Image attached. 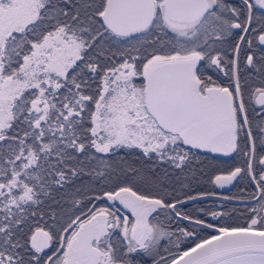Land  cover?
I'll use <instances>...</instances> for the list:
<instances>
[{
  "label": "snow or ice",
  "instance_id": "6c2138e0",
  "mask_svg": "<svg viewBox=\"0 0 264 264\" xmlns=\"http://www.w3.org/2000/svg\"><path fill=\"white\" fill-rule=\"evenodd\" d=\"M0 264H264V0H0Z\"/></svg>",
  "mask_w": 264,
  "mask_h": 264
},
{
  "label": "water",
  "instance_id": "95a60500",
  "mask_svg": "<svg viewBox=\"0 0 264 264\" xmlns=\"http://www.w3.org/2000/svg\"><path fill=\"white\" fill-rule=\"evenodd\" d=\"M217 191H221V192H222V191H224V190H220V189H218Z\"/></svg>",
  "mask_w": 264,
  "mask_h": 264
},
{
  "label": "trees",
  "instance_id": "16d2710c",
  "mask_svg": "<svg viewBox=\"0 0 264 264\" xmlns=\"http://www.w3.org/2000/svg\"><path fill=\"white\" fill-rule=\"evenodd\" d=\"M208 203H211V201H209Z\"/></svg>",
  "mask_w": 264,
  "mask_h": 264
}]
</instances>
